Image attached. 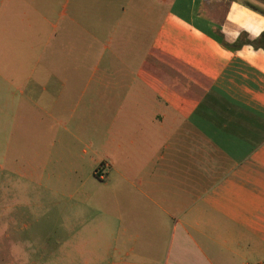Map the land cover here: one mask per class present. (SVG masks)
I'll return each mask as SVG.
<instances>
[{
	"label": "crops",
	"instance_id": "1",
	"mask_svg": "<svg viewBox=\"0 0 264 264\" xmlns=\"http://www.w3.org/2000/svg\"><path fill=\"white\" fill-rule=\"evenodd\" d=\"M0 179L4 237L75 201L55 264H264V11L6 0Z\"/></svg>",
	"mask_w": 264,
	"mask_h": 264
},
{
	"label": "rangeland",
	"instance_id": "2",
	"mask_svg": "<svg viewBox=\"0 0 264 264\" xmlns=\"http://www.w3.org/2000/svg\"><path fill=\"white\" fill-rule=\"evenodd\" d=\"M5 1L0 0V7ZM259 1L247 0L264 11V0ZM36 195H31L35 203L31 208L13 209L15 223L9 226L10 236L4 237L0 231V264H55L58 238L68 232L65 224L71 223V206L75 201L68 195L45 193L40 198ZM22 223H26V227L21 226Z\"/></svg>",
	"mask_w": 264,
	"mask_h": 264
}]
</instances>
